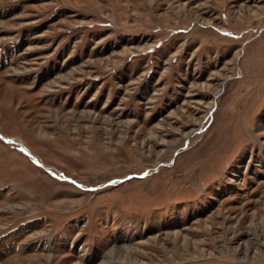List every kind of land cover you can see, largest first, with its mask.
<instances>
[{"label":"rangeland","instance_id":"rangeland-1","mask_svg":"<svg viewBox=\"0 0 264 264\" xmlns=\"http://www.w3.org/2000/svg\"><path fill=\"white\" fill-rule=\"evenodd\" d=\"M0 264H264V0H0Z\"/></svg>","mask_w":264,"mask_h":264}]
</instances>
